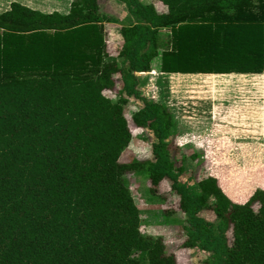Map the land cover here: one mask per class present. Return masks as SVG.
Returning a JSON list of instances; mask_svg holds the SVG:
<instances>
[{"label": "trees", "instance_id": "obj_1", "mask_svg": "<svg viewBox=\"0 0 264 264\" xmlns=\"http://www.w3.org/2000/svg\"><path fill=\"white\" fill-rule=\"evenodd\" d=\"M101 1L71 0L67 13L11 1L0 11V264H176L162 237L141 231L128 171L145 175L152 194L170 179L186 214L180 244L211 252L206 264H264V186L233 198L210 173L180 182L171 110L142 95L135 74L264 73V0H158L163 11L114 0L133 20L118 29L116 56ZM130 96L142 102L131 120L152 131L154 159L119 160L132 137Z\"/></svg>", "mask_w": 264, "mask_h": 264}, {"label": "rangeland", "instance_id": "obj_2", "mask_svg": "<svg viewBox=\"0 0 264 264\" xmlns=\"http://www.w3.org/2000/svg\"><path fill=\"white\" fill-rule=\"evenodd\" d=\"M9 1L0 0V11L7 8ZM139 1L153 3L157 11L165 9L158 0ZM106 4V1H101L100 10L110 18L104 23V30L108 52L115 53L116 47L119 49L122 41L118 47L116 40L110 39L111 32L118 31L122 22L130 23L133 20L127 8L126 16L124 18L118 16V18L108 13ZM168 31V28L160 29L158 35L160 46H167ZM157 59L152 60V66L154 63L157 64ZM113 79V88L105 93L115 99L122 81L117 73L113 75ZM221 80L230 82L227 85L232 88L227 91L234 92V95L222 105L226 115H221L218 128H208L211 126L210 120L205 118L203 121L200 119L194 121L195 124L179 119L175 122V135L170 139L171 158L175 160L176 165L184 164L185 166L186 170L178 176L180 182L190 186L197 174L210 173L217 177L219 184L230 197L240 198L248 195L253 188L264 186V75L226 76ZM147 87L149 90L142 86L143 90H140L142 95L146 91L148 95L156 94V90L150 88L152 86ZM221 96L227 97L228 93L222 92ZM140 105L142 102L133 96L128 98L125 105L124 112L132 137L120 154L121 162H128L135 157L154 159L151 148L156 139L152 131L146 127L135 126L131 120L133 110ZM244 119H247L250 125L242 124ZM226 121L234 123L227 124L230 122L225 123ZM222 123L228 127L222 128ZM192 153H195L196 157H190ZM124 182L139 209L141 231L154 237H162L166 250L175 255L176 264H206L205 260L211 252L198 248H186L180 244L183 233L182 223L186 214L179 208V196L170 186V179L163 178L157 194L149 192L150 184L142 173L128 171L124 174ZM255 207L256 204H254ZM199 215L210 220L214 218L211 211L202 210Z\"/></svg>", "mask_w": 264, "mask_h": 264}, {"label": "crops", "instance_id": "obj_3", "mask_svg": "<svg viewBox=\"0 0 264 264\" xmlns=\"http://www.w3.org/2000/svg\"><path fill=\"white\" fill-rule=\"evenodd\" d=\"M11 1H18L42 12L58 11L61 13L68 12L71 2V0H10L7 8L9 7V3ZM102 1L107 2L106 6L108 13L111 15H114L115 17L119 16L120 18H124V16H126V6L123 3H118L114 0ZM110 39L113 41L116 40L115 42L118 47L122 41L120 40L119 32H114V30L113 33L111 32L110 34ZM116 50L118 51L117 47ZM110 54L116 56L117 52ZM135 74L139 81L140 90H143L142 86H145L147 90H149L147 86H152L150 88L156 90V94L152 95H148L147 91L145 93L142 91L144 96L166 103L171 110L175 122L179 121V119H185L187 120V123L191 122V124H195L194 121L199 119L203 121V118H205L210 120L209 124H211V126L208 128H218L217 125L220 122L221 115H226L225 108L222 107V105L227 100L232 99V95H234V92L227 91L232 88L230 85H227L230 82L221 80L222 77H254L264 75V73H181L153 70L137 72ZM151 74H155V76H150ZM140 75H143V77H140ZM222 92L228 93V98L226 96L223 98L221 96ZM227 119L228 118H226V120ZM247 122L248 120L244 119L242 124L245 126L250 125V123ZM225 123L232 124L234 122L226 121ZM225 123H222V128L228 127L223 125Z\"/></svg>", "mask_w": 264, "mask_h": 264}]
</instances>
